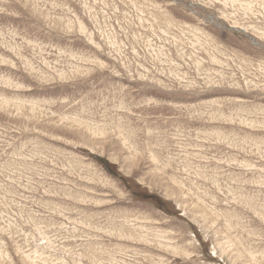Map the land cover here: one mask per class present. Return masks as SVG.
I'll return each instance as SVG.
<instances>
[{
    "label": "rangeland",
    "instance_id": "374dc122",
    "mask_svg": "<svg viewBox=\"0 0 264 264\" xmlns=\"http://www.w3.org/2000/svg\"><path fill=\"white\" fill-rule=\"evenodd\" d=\"M0 264H264V0H0Z\"/></svg>",
    "mask_w": 264,
    "mask_h": 264
}]
</instances>
